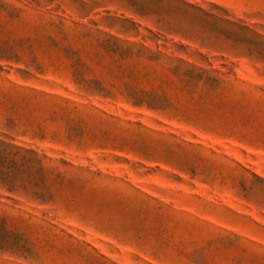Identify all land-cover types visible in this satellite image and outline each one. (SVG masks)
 Segmentation results:
<instances>
[{
  "label": "rangeland",
  "instance_id": "rangeland-1",
  "mask_svg": "<svg viewBox=\"0 0 264 264\" xmlns=\"http://www.w3.org/2000/svg\"><path fill=\"white\" fill-rule=\"evenodd\" d=\"M0 264H264V0H0Z\"/></svg>",
  "mask_w": 264,
  "mask_h": 264
}]
</instances>
